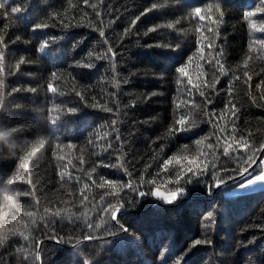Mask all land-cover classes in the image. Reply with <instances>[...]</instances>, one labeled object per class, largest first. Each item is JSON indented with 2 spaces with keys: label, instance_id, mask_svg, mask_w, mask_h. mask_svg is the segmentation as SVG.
Masks as SVG:
<instances>
[{
  "label": "trees",
  "instance_id": "obj_1",
  "mask_svg": "<svg viewBox=\"0 0 264 264\" xmlns=\"http://www.w3.org/2000/svg\"><path fill=\"white\" fill-rule=\"evenodd\" d=\"M69 2L76 5L75 11L69 7ZM215 2L217 0H88V4H85L84 0H25L24 7L29 6L19 20L10 12L6 19L0 11V36H4V43L8 46L5 64L14 65L21 56L25 57L19 71L13 69V74L8 75L6 68L3 74L6 91L0 90V93L9 111L0 113V161H7L0 163V168L6 173L13 170L14 174L23 160L35 159L34 179H40L44 186L39 206L33 204L29 208L26 202L31 200L30 197L18 198L19 204L13 199L19 196L21 189L27 190V185L21 184L15 190H9L7 179L0 178V233L4 230L7 232L17 219H25L27 227L19 230L25 231L30 239H44L41 235L44 225L51 227L50 221L60 219L49 215L46 211L49 208L54 211L60 209L62 216L79 210L78 223L83 227L85 221L95 215V207L101 204L100 196L109 192L119 193L121 196L130 195L137 202L134 208H129L125 203V209L121 210L118 218L130 232L118 231L117 235L109 238L92 264H172L181 254H184L182 264H245L248 260L251 264H264V188L237 192L235 189L242 180L239 177L227 180L229 177H225V183L209 190L206 183L197 178L186 185L181 198L173 203H165L151 196L140 198L138 191L130 193L127 188L121 190L119 186L105 185L101 189L88 180L93 160L97 163H116L119 151L110 149L102 153L100 145L106 146L110 142L113 149L120 148L110 126L112 120H117L116 127L120 128L125 153L122 162L131 176L123 169L104 167H98L99 175L118 180L121 184L130 181L139 191L147 192L152 187L161 192L174 189L176 165L173 163L165 169L162 167L163 161L178 154L184 143H188L190 149L179 154L194 155L196 147L193 142L213 132V125L202 124L196 134L189 132L171 139L167 136L175 111L173 102L186 100L183 85L178 90L176 80L180 77L174 70L179 64L187 62V55H193V60L187 64V71L197 82L207 79L210 74L211 66L206 61L217 56L220 49L223 50L221 62L229 75L220 80L218 87L221 94L214 110L219 116L224 104L231 98L240 110L238 135L247 137L250 133L251 143L257 148L264 143V87H256L264 80V75H261L264 73V61L256 59L253 53L247 69L252 76L250 86L245 84L247 78L243 76L248 43L264 39V33L259 32V28L264 26V14L257 13L250 21H243L242 14L247 10L256 11L261 7V0H223L226 16L222 23L218 22L219 13L214 11H206L203 22L188 15L195 7H206ZM20 4L21 0H10L11 6ZM153 4L157 7L131 27L130 34L123 40L124 47H117L115 71L110 66L111 62L88 56L89 52L103 50L98 33L87 26L90 22L95 25H99L100 21L104 25L111 24L106 34L109 37H113L114 33L119 36L130 28L131 20ZM57 12L60 13L59 17H55ZM73 17L85 26H60L61 20L68 23ZM41 20L50 27L33 31L32 26ZM251 23L256 27H250ZM169 24L173 27H167ZM150 26L157 27V31L145 37L143 33ZM197 29L200 31L197 32ZM210 29H218V32ZM198 36L207 38L202 40L205 46L201 53L196 52ZM17 37L20 39L17 40ZM48 37L63 38L42 52L36 51L39 42ZM177 40L184 42L181 49L174 50ZM209 41L213 47L207 46ZM86 63L93 64V67H83ZM53 71L61 77L60 80L52 81ZM237 76L239 80L235 79ZM73 77L76 79L73 80ZM125 80L128 83H124ZM229 80L233 88L231 97L227 93ZM48 83L59 85L66 92H70L72 87L83 91L87 86L88 102H95L92 98L96 97L100 103L107 102L109 107H113V112L82 107L77 114L64 118L63 113H49L47 109L53 104H64L78 98L74 94L60 97L48 93ZM16 87L22 91L11 93V89ZM28 88H37V93L26 91ZM153 92L163 94L148 99ZM110 97L118 101L119 113ZM194 99L199 103L198 95ZM38 110H43V116L62 117L55 126H49L50 132L55 134L49 136L52 144H45L40 151H37V141L49 133L43 132L48 129L44 128L45 121ZM232 119L228 112L223 119L214 121L217 135L223 137L231 132ZM220 128L225 132L220 133ZM129 132L136 135L130 137ZM57 138L63 145H76L71 149L65 147L57 153L63 157L62 160L53 157L51 151ZM89 140L92 144L88 143ZM201 150L208 151L203 145ZM93 151L97 156H90ZM81 156L86 161L84 165L79 163ZM216 163L229 170L237 167L224 157ZM60 172L64 174L63 180L57 175ZM69 173L73 177L71 181L68 180ZM91 175L96 184L101 183L99 175ZM141 175L145 182L155 181L154 185L142 183ZM77 176L81 178L79 182L75 180ZM20 178H23L22 173ZM85 183L89 184L86 189ZM82 189L87 200L83 199ZM110 199V196L105 197L106 201ZM20 204L24 207L21 208ZM24 212H32L33 215L24 217ZM209 214L215 216V230L209 233L212 245H198L188 251L192 241L209 235L202 228L203 218ZM95 223L101 224V228L83 227L84 235H105L99 216H96ZM113 226L118 228V225ZM55 227L59 236H67L72 231V226L67 222L64 225L57 222ZM80 238L83 239L82 236ZM26 244L22 237L13 238L6 249H0V261L18 264L20 253L17 249H26ZM102 244V240L84 241L80 248H94ZM238 244L241 245L237 247ZM43 247V264H84L81 253L67 243L55 244L45 240Z\"/></svg>",
  "mask_w": 264,
  "mask_h": 264
},
{
  "label": "snow or ice",
  "instance_id": "obj_2",
  "mask_svg": "<svg viewBox=\"0 0 264 264\" xmlns=\"http://www.w3.org/2000/svg\"><path fill=\"white\" fill-rule=\"evenodd\" d=\"M25 0H21L20 6H11L10 0H0V11L3 12L4 17L7 19L9 16V12L19 20L20 15L26 11L27 7H24ZM85 4H88V0H84ZM69 7L75 11L76 5H72L69 2ZM95 8V5H92ZM157 6L153 4L150 8H145L140 15L136 16L135 19L131 20L130 28H126L124 33L116 36L115 33L113 37H109L106 34V31L111 28V24L104 25L102 21H100L99 25H95L93 23H89L87 26L92 27L95 32L98 33L99 37V44L102 47V51L100 52H89L88 56L92 57L95 56V59L98 61L107 60L111 62V67L113 71L116 70L115 66V58L117 56V47L123 48V40L130 34V30L132 26H135L138 21H140L141 17L146 15L148 12L154 10ZM206 11H214L219 13L218 22L223 21V18L226 16L225 9L223 7V0H217V2L212 4H207L206 7H195L191 12L188 13L190 17H195L199 21L203 22L206 20ZM257 13L264 14V0H261V7L258 8L256 11L247 10L244 11L242 14L243 21H250L251 18L255 17ZM97 17H99V13H96ZM60 13L57 12L55 17H59ZM176 23H179L177 21ZM60 26L62 28H70V27H81L85 26L80 21L75 20V18L69 19L68 23H64L63 20L60 21ZM50 25L43 20L37 22L32 26V30H43L49 28ZM167 27L172 28L173 25L169 24ZM250 27L255 28L256 25L254 23L250 24ZM157 31V27L150 26L146 29L143 33L145 37L149 36V34L154 33ZM200 30L197 29V32ZM210 31H217L218 29H210ZM259 32L264 33V26L259 28ZM63 37H48L44 40L39 42V48L36 49L38 52H42L46 48L50 47L52 44L57 43L59 39ZM20 38L17 37V40ZM207 39L206 37L198 36L196 39V52L201 53L203 47L205 46L202 43V40ZM183 40H177L175 42V49H181L183 45ZM139 44V41H137ZM0 45H3L0 48V90H5V79L3 78V74L7 68L8 75L13 74V69L19 71L21 65L25 63V57L21 56L19 60L16 61L14 65H6L5 61L7 58V44L4 43V36H0ZM208 47H213L211 41H209ZM151 47V45H150ZM159 47V45H157ZM171 48V45L167 46ZM216 50L215 48L213 49ZM253 53L255 54L256 59L264 61V39L256 40L253 42H249L247 45V54L244 58V66L245 70L243 71V76L247 79L245 80V84H249L252 81V76L250 75L249 71L247 70L249 67V61L253 59ZM223 57V50L220 49L217 56H214L212 59L207 60L206 62L211 66V71L207 79L205 80H198L194 82L193 79L190 77L189 72L187 71V64L193 60V55H187L186 63H181L175 68V73L178 74L180 78L176 80V84L178 86L183 85V92L186 96V100L176 103L175 104V111L173 113V120L171 126L167 129V136L168 138H178L181 134H186L189 132H194L196 134V130L200 128L202 124H211L213 125V132L209 133L206 136H203L199 139H196L193 143L196 147V152L194 155H181L179 153H186L190 149V145L188 143H184L182 147L179 149L178 154H174L169 156L166 160L163 161L162 167L167 169L169 165L173 163L176 165V174L174 180V189L168 192H161L155 187L149 189V191H139L137 186H134L130 181L125 184H121L120 181L115 179H106L103 175H99L97 172L98 167L104 168H120L123 169L125 172L131 176V173L128 172V169L125 167L122 160L124 159L125 153L123 152V141L121 140L120 128L116 127L117 120L111 121V127L113 132L115 133V140L120 145L119 149H113V145L108 142L105 145H100L101 151L108 152L110 149L114 151H119V155L116 157V163H103L100 161L97 163L95 160L92 161L93 166L90 168V174L88 176V180L91 181L92 184L96 185L98 188L103 189L105 185L108 186H119L121 190L127 188L129 192H137L140 198L144 196H151L154 198H158L163 200L165 203H173L179 198H181L185 191L186 185L192 183L197 178H201V182L206 183L209 190L212 188L219 187L221 184L225 183V177H229L227 180H234L239 177L242 180V183L238 184V189H245L251 186H254L259 183H264V159H260V156H264V143H260V146L257 148L255 144H252V136L249 133L247 137L239 133V129L237 127V120L239 117V109L237 108L236 104L233 103L232 99L229 98L228 101L224 104L223 110L221 111L220 115L217 116L216 111L214 110V106L217 104V100L220 97L221 90L218 87L220 85V80L222 77L228 76L229 73L224 69V65L221 62V58ZM85 68L93 67V64L86 63L82 65ZM217 66H219L217 68ZM264 75V73H261ZM182 78H187L186 82ZM51 79L52 81L60 80L61 77L57 74L56 71L51 72ZM76 77H73L75 80ZM236 80H239L240 77H235ZM124 83H128L127 80ZM250 86V84H249ZM257 88L264 87V80H261L260 84L256 85ZM47 92L52 94H57L60 97H69L71 94H74L78 100H71L67 103L60 104L55 103L52 105L51 108L47 109L49 113L56 112V113H63V118L69 115L77 114L82 107H88L92 109H100L104 112H113V107H109L108 103H100L96 97H93V103H89L87 100L86 92L89 90L87 86L84 87V90H77L76 87H72L70 92L64 91L60 88L59 85L54 83H48L46 86ZM22 89L20 87H16L11 89V93H19ZM26 91L31 93H37V88H28ZM233 88L231 80L227 83V93L229 97H231ZM10 94V93H9ZM163 93L153 92L151 97L162 95ZM116 94L114 93L113 96ZM200 97L199 103L196 102L194 99L195 96ZM112 103L116 105V111L119 113L120 109L118 106V101L113 99ZM135 107V105H132ZM8 106L5 100L3 99V94L0 93V113L8 112ZM41 113V119L45 121L44 128L48 129V131H43L49 133V135H44V138L37 141V151L43 149L45 144H49L51 142L49 136L55 135L52 131L50 132L49 126L51 128L55 126L62 117L57 115L55 118L43 116V110H38ZM230 112L233 119L231 120L232 128L230 133H226L223 137L217 135L216 125L214 123L217 119H223L224 114ZM40 123V120L37 121V124ZM144 123H150V121H145ZM36 127V126H34ZM220 133H224L225 129L220 128L218 129ZM136 135L135 132H129L130 137H134ZM215 136V139L213 137ZM107 140V137L104 138ZM89 144H92V141H88ZM204 146L208 151H202L201 146ZM65 147L71 149L75 148V144H67L63 145L59 142V138H57V142L54 146H52L51 151L53 157L57 160H62V156H58L57 153L62 151ZM241 149L245 150L241 152ZM90 156H97V153L93 151L90 153ZM209 157H211V162H209ZM221 157L226 158L227 160L233 161L237 167L235 169L229 170L224 168L222 165L218 166L216 161H218ZM7 161H0V163H4ZM71 164L72 162L69 161ZM80 165H84L86 163L83 156L79 158ZM75 166V165H74ZM255 166V167H253ZM36 168L35 159H25L21 163L17 165V171L14 172L13 170L10 173H6L3 168H0V178H6L8 182L9 190H15L21 184L27 185V190L21 189L19 191L18 197H13V199L18 201L21 197H30L31 200L27 201V206L31 208L33 204L39 206L41 196L44 192V186L40 179H34V169ZM23 174V178H20V174ZM91 173H95L99 175V180L101 183L96 184V180L93 178ZM38 175V173L36 174ZM60 176L61 180L64 179V174L62 172L57 173ZM208 177L209 179L203 180V178ZM73 179L72 175L68 174V180L71 181ZM80 177H75L77 182L80 181ZM142 183H148L154 185L155 181H147L145 182L143 179V175L140 177ZM89 184L85 183L84 188H88ZM83 195V189L81 190ZM106 196H110V200H105ZM83 199L87 200V195H83ZM94 199V197H93ZM101 204L95 207V215L85 221L83 227L88 229H100L101 224L95 223L96 216L100 217V220L103 224V231L105 235L103 236H96L92 235L91 233L84 235L83 227L78 223L80 216L77 212H68V214L62 216L61 210H52L51 208L47 209V213L53 217L60 218L59 220H52L48 224L44 225V231L41 232V235L44 239L34 238L25 235V231H20V228H26L27 222L24 219L21 221L17 219L15 225L9 227L7 232L5 230L0 233V249H6L7 246L11 243L13 238L22 237L26 242V249H17V252L20 253V257L18 260V264H43V254H44V243L45 240L53 241L55 244H65L71 245L77 251H79L83 257L84 264H92L95 258L100 254L102 248L107 245L109 242V238L115 236L119 232H130V229L127 227L126 224H123L119 221V215L121 210L125 209V203L128 204L129 208H134L137 206V202L132 199L130 195L128 196H121L119 193H105L104 195L100 196ZM21 208L24 207L23 204H20ZM67 211V210H64ZM33 215L32 212H24L23 216L28 217ZM59 222L61 225H64L65 222L69 226H72V231L67 236H59L55 230V224ZM34 223V221H33ZM113 225H118V228L114 227ZM202 228L208 234L213 233L215 230V216L214 214H209L203 218ZM80 229L79 232L76 230ZM83 237L81 239L80 237ZM103 241V244L94 247V248H80V245L84 241ZM213 240L211 234L204 238H198L191 242L190 248L188 251H191L192 248H195L198 245H212ZM241 244H238L239 247ZM183 255L177 257L175 260L172 261V264H182ZM0 264H4L3 261H0ZM245 264H251V261H245Z\"/></svg>",
  "mask_w": 264,
  "mask_h": 264
},
{
  "label": "rangeland",
  "instance_id": "obj_3",
  "mask_svg": "<svg viewBox=\"0 0 264 264\" xmlns=\"http://www.w3.org/2000/svg\"><path fill=\"white\" fill-rule=\"evenodd\" d=\"M264 159V158H263ZM242 183V182H241ZM262 188H264V183H259V184H256V185H254V186H251V187H249V188H245V189H238V187L235 189V191H245V192H249V191H256V190H259V189H262Z\"/></svg>",
  "mask_w": 264,
  "mask_h": 264
},
{
  "label": "water",
  "instance_id": "obj_4",
  "mask_svg": "<svg viewBox=\"0 0 264 264\" xmlns=\"http://www.w3.org/2000/svg\"><path fill=\"white\" fill-rule=\"evenodd\" d=\"M262 158V156H260V159ZM253 167H255V166H253Z\"/></svg>",
  "mask_w": 264,
  "mask_h": 264
},
{
  "label": "clouds",
  "instance_id": "obj_5",
  "mask_svg": "<svg viewBox=\"0 0 264 264\" xmlns=\"http://www.w3.org/2000/svg\"><path fill=\"white\" fill-rule=\"evenodd\" d=\"M0 139H2V138H0Z\"/></svg>",
  "mask_w": 264,
  "mask_h": 264
},
{
  "label": "bare ground",
  "instance_id": "obj_6",
  "mask_svg": "<svg viewBox=\"0 0 264 264\" xmlns=\"http://www.w3.org/2000/svg\"><path fill=\"white\" fill-rule=\"evenodd\" d=\"M238 178V177H237Z\"/></svg>",
  "mask_w": 264,
  "mask_h": 264
}]
</instances>
